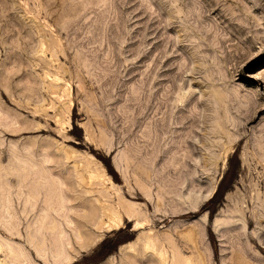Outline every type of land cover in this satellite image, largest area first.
Returning <instances> with one entry per match:
<instances>
[{
  "label": "rangeland",
  "instance_id": "1",
  "mask_svg": "<svg viewBox=\"0 0 264 264\" xmlns=\"http://www.w3.org/2000/svg\"><path fill=\"white\" fill-rule=\"evenodd\" d=\"M40 224L69 264H264V0H0V264Z\"/></svg>",
  "mask_w": 264,
  "mask_h": 264
},
{
  "label": "bare ground",
  "instance_id": "2",
  "mask_svg": "<svg viewBox=\"0 0 264 264\" xmlns=\"http://www.w3.org/2000/svg\"><path fill=\"white\" fill-rule=\"evenodd\" d=\"M21 126V124H20ZM20 128V127H19ZM24 128V127H23ZM17 128H15L14 130H16ZM18 130V129H17ZM16 132V131H15ZM85 166V164H83ZM83 168V166H82ZM77 174V173H76ZM81 177V176H80ZM4 181V180H3ZM6 181V180H5ZM3 183V182H2ZM12 184V183H11ZM21 186V185H20ZM13 187V186H12ZM37 188V187H36ZM35 188V189H36ZM67 189V188H66ZM69 191V190H68ZM70 193V192H69ZM211 193H208L206 195H204V197L201 198V200L207 198L208 196H210ZM77 197H81L82 195L81 193L77 194ZM194 198V197H193ZM77 199V198H76ZM75 199V200H76ZM187 200V199H186ZM191 199H189V201H191ZM195 201V199H194ZM78 204V203H77ZM84 204V202H83ZM86 204V203H85ZM80 207H82L80 204H78ZM193 205V204H192ZM190 206V204H189ZM84 208V207H82ZM85 209H88V214L87 216H89L91 219H93L94 221L99 218V217H107L106 221H102L103 225L108 228V229H112L117 227L120 222H121V218L119 213L115 210L114 206H105V205H101L100 203H96L95 200L90 202L89 206H85ZM80 210V209H79ZM134 212V215L136 214L134 210H132ZM126 212V216L125 218L127 219H131V217H133L134 215L132 214L131 210L129 211V207L128 210L125 211ZM138 214V213H137ZM86 216V217H87ZM142 216V215H141ZM136 217V216H135ZM99 218V219H101ZM139 219V215L138 217H136ZM142 220V219H141ZM101 221V220H100ZM74 223V222H73ZM97 224V222H94V224ZM42 224V223H41ZM41 224L38 226H30V229H28V236L26 237L27 242H29V244H31L36 252V257L40 259V261L43 264H69L72 261H74V255L69 254L67 252L64 251H60V249L57 248V246L55 245L57 238L56 236H54L52 238V242L51 244V249L50 251L48 250V248L45 249V247L43 246V237L46 236V234L48 232H51L49 230V228L46 229V231L44 230V227L41 226ZM72 224V223H71ZM83 222H78V224H73L71 226V230H73L74 232V238L77 239V241L79 242L80 247L84 250L87 248L92 247L96 241H97V237L92 235L90 236V234H88L85 230H83ZM99 224V222H98ZM101 224V223H100ZM99 224V225H100ZM136 225H140V222H136ZM61 232V231H60ZM59 232V233H60ZM50 234V233H49ZM65 237V236H64ZM67 237V236H66ZM160 237H154V236H145L143 237V244L148 245L146 247H151L153 249L156 248L158 250H160L161 248V244H160ZM168 239V244H169V248L171 250V253L175 256V254H177V246L175 245V241L174 239L169 236L167 237ZM189 239V238H188ZM187 239V240H188ZM54 240V241H53ZM142 240V239H141ZM1 243V242H0ZM64 243V242H63ZM69 246V245H68ZM63 247V246H62ZM64 248V247H63ZM7 249V248H6ZM62 249V248H61ZM131 249V248H130ZM122 252V251H121ZM6 255L8 256V262L7 264H22V262L26 261L27 264H34L33 262H31V260L29 259V257L27 256V254L18 246H9V248L7 249ZM169 257V256H168ZM151 258H153L152 260H156L158 264H164L167 260V258H165L163 252L162 255L159 257L156 256H147L146 258H144V260L142 261V263H148L149 261H151ZM170 258V257H169ZM174 259V260H173ZM182 258H172L168 261V264H184L181 260ZM139 261V259H138ZM185 264H187V262L185 261Z\"/></svg>",
  "mask_w": 264,
  "mask_h": 264
},
{
  "label": "trees",
  "instance_id": "3",
  "mask_svg": "<svg viewBox=\"0 0 264 264\" xmlns=\"http://www.w3.org/2000/svg\"><path fill=\"white\" fill-rule=\"evenodd\" d=\"M218 189H219V186L217 187L216 192L218 191Z\"/></svg>",
  "mask_w": 264,
  "mask_h": 264
}]
</instances>
